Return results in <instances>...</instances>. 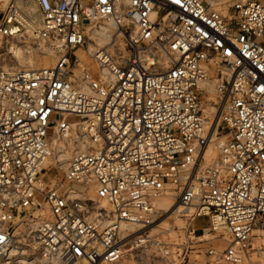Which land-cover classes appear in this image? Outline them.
<instances>
[{"label": "built area", "instance_id": "2783aa9c", "mask_svg": "<svg viewBox=\"0 0 264 264\" xmlns=\"http://www.w3.org/2000/svg\"><path fill=\"white\" fill-rule=\"evenodd\" d=\"M30 1L37 23L10 3L0 37L31 34L56 60L0 67V264L11 262L15 219L40 201L49 215L34 235L46 259L117 263L126 243L162 249L149 232L161 199L185 219L207 217L226 241L207 253L240 263L264 231V0ZM100 21L125 52L96 48L87 67L76 51ZM210 93L218 101L206 113ZM60 136L82 145L46 181Z\"/></svg>", "mask_w": 264, "mask_h": 264}, {"label": "rangeland", "instance_id": "374dc122", "mask_svg": "<svg viewBox=\"0 0 264 264\" xmlns=\"http://www.w3.org/2000/svg\"><path fill=\"white\" fill-rule=\"evenodd\" d=\"M10 3L17 5L30 20L37 23L38 11L30 0H0V19ZM84 29L86 42L82 48L76 51V54L85 66L93 67L86 49H93L96 44L98 47L114 45L118 51L125 52L124 37L104 21L91 22ZM102 32L106 34H102ZM55 60V54L48 49L45 43L31 34L23 37H0V67L6 69L46 67L52 65ZM212 101H218V98L212 93L203 100L206 113L213 110L210 108ZM55 138L58 140L55 143L52 142V154L44 164L46 173L43 175V179L46 181L60 177L67 160L75 150L81 147V143H78L74 138L71 139V143L66 140L68 144L62 143L63 138ZM85 196L94 198V190L89 188L85 192ZM158 206L163 208L171 206L167 212H161L157 220L160 224L149 231L150 235L161 241L162 249L149 244L130 248V243H126L124 255L120 261L96 264H227L207 253L209 246L220 251L226 245V241L222 238L223 231L217 237H212L211 231L208 230L209 219L207 217L202 216L194 219L180 217L170 211L176 207V204L170 199L160 200ZM48 215V209L42 201L35 209L19 213L12 226L13 241L8 251V256L11 258L9 263L88 264L85 261L61 263L42 256L40 245L34 235V227ZM136 229L134 226L133 230L136 231ZM192 230L194 231L191 232ZM253 233L250 248L238 264H264V231L257 230Z\"/></svg>", "mask_w": 264, "mask_h": 264}, {"label": "bare ground", "instance_id": "6f19581e", "mask_svg": "<svg viewBox=\"0 0 264 264\" xmlns=\"http://www.w3.org/2000/svg\"><path fill=\"white\" fill-rule=\"evenodd\" d=\"M105 23H107L108 25H110L111 27H113L114 29H116V26L112 23V22H110V21H108V22H105ZM101 33V32H100ZM102 34H106V33H103L102 32ZM96 48H99L98 47V45L96 44V45H94V47H93V49H86V51H87V55H89L94 49H96ZM49 49V48H48ZM32 68V67H31ZM210 92H212V89H210L209 90ZM211 94V93H210ZM210 94H208V95H210ZM207 95V96H208ZM211 129H212V127H211ZM60 138H63L64 139V141H62V143H66V144H68V142L66 141V140H68L69 141V143H71V139H69V138H65V137H61L60 136ZM58 139L57 138H53V140H52V142L53 143H55L56 141H57ZM79 143V142H78ZM82 145V144H81ZM80 145V146H81ZM78 150V149H77ZM76 151V150H75ZM161 200H163V199H161ZM160 201V200H159ZM158 201V202H159ZM158 202H157V205H158ZM158 207H162V206H158ZM163 208V207H162ZM169 208H171V206H168L167 208H164L165 209V212H167V210H169ZM176 208V207H175ZM175 208H173V209H175ZM173 209H171L170 211H172ZM215 219V218H214ZM214 222V226L216 227V228H221V226H222V224L221 223H218L217 222V220H214L213 221ZM35 228V227H34ZM258 229H255L254 231H257ZM253 231V232H254ZM252 235H254V233L252 234ZM11 248V246H9V248H8V250H7V252L9 251V249ZM7 264H10L9 262H7ZM20 264H22V263H20Z\"/></svg>", "mask_w": 264, "mask_h": 264}]
</instances>
